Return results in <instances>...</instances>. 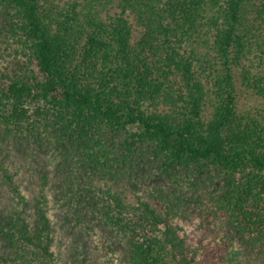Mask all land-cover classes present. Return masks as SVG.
<instances>
[{
	"label": "trees",
	"instance_id": "1",
	"mask_svg": "<svg viewBox=\"0 0 264 264\" xmlns=\"http://www.w3.org/2000/svg\"><path fill=\"white\" fill-rule=\"evenodd\" d=\"M0 181V264H56L52 185L120 237L115 264H194L195 214L264 258V0H0Z\"/></svg>",
	"mask_w": 264,
	"mask_h": 264
},
{
	"label": "rangeland",
	"instance_id": "2",
	"mask_svg": "<svg viewBox=\"0 0 264 264\" xmlns=\"http://www.w3.org/2000/svg\"><path fill=\"white\" fill-rule=\"evenodd\" d=\"M21 155L22 152L12 153L6 160L7 166L17 173L15 178L20 183L22 193L33 201L40 189V177ZM57 160V156H49L46 160V165L50 168L51 184L57 182L54 173ZM44 192L48 197V214L54 227L52 249L56 264H74V254L83 264H115L125 259V245L109 226L99 222L91 212L83 210L75 201L69 203L60 200L55 185L45 187ZM139 193L144 195V191ZM10 204L11 195L0 181V216ZM177 221L196 253L194 264H264V258L257 252L250 253L243 242L234 241L231 244L221 240V234H226L227 229H220L214 224L201 226L199 214L191 216L190 221L183 218H178ZM236 251L239 254H235Z\"/></svg>",
	"mask_w": 264,
	"mask_h": 264
}]
</instances>
